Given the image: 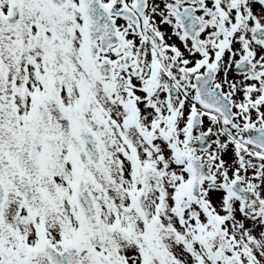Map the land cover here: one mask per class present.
<instances>
[{
    "label": "snow or ice",
    "instance_id": "obj_1",
    "mask_svg": "<svg viewBox=\"0 0 264 264\" xmlns=\"http://www.w3.org/2000/svg\"><path fill=\"white\" fill-rule=\"evenodd\" d=\"M0 264H264V0H0Z\"/></svg>",
    "mask_w": 264,
    "mask_h": 264
}]
</instances>
